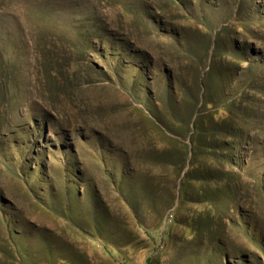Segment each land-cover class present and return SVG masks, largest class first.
I'll return each mask as SVG.
<instances>
[{"label":"rangeland","instance_id":"rangeland-1","mask_svg":"<svg viewBox=\"0 0 264 264\" xmlns=\"http://www.w3.org/2000/svg\"><path fill=\"white\" fill-rule=\"evenodd\" d=\"M0 264H264V0H0Z\"/></svg>","mask_w":264,"mask_h":264},{"label":"trees","instance_id":"trees-1","mask_svg":"<svg viewBox=\"0 0 264 264\" xmlns=\"http://www.w3.org/2000/svg\"><path fill=\"white\" fill-rule=\"evenodd\" d=\"M194 143L197 142L198 143V139L194 140L193 141ZM199 147H201L199 144H198ZM194 152H195V149H194ZM200 153H205V152H202L201 150H199ZM206 154V153H205Z\"/></svg>","mask_w":264,"mask_h":264}]
</instances>
